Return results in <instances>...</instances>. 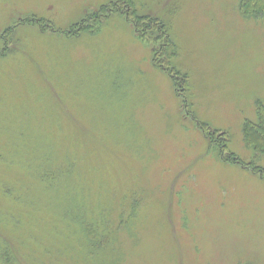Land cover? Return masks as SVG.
I'll return each mask as SVG.
<instances>
[{
  "label": "rangeland",
  "instance_id": "374dc122",
  "mask_svg": "<svg viewBox=\"0 0 264 264\" xmlns=\"http://www.w3.org/2000/svg\"><path fill=\"white\" fill-rule=\"evenodd\" d=\"M130 1L0 0V264H264V13Z\"/></svg>",
  "mask_w": 264,
  "mask_h": 264
},
{
  "label": "trees",
  "instance_id": "16d2710c",
  "mask_svg": "<svg viewBox=\"0 0 264 264\" xmlns=\"http://www.w3.org/2000/svg\"><path fill=\"white\" fill-rule=\"evenodd\" d=\"M127 2V1H126ZM126 2H122L121 4H119L120 6H124L125 8H128L127 11L128 13L130 12V15H133L136 17V21H135V26L137 27L138 31L140 30H145L142 34L140 35H145V36H141V38L145 41L150 42H157V40L155 39V37H152L151 35H149L148 29H152L150 28L152 25L151 23H143V21L146 18H141V17H137L136 13H135V9L134 7H132L131 1L128 0V3L131 5L130 7H128L125 3ZM117 8H121V7H117ZM241 9H243L245 11V14L247 15H256L259 14L261 12L264 13V0H242V5H241ZM86 20L83 21V23H79L76 24L74 27H85L87 24L85 22ZM130 21V20H129ZM146 26V28H145ZM156 27L155 24H153V28ZM13 31V29H8L7 32L9 34H12L11 32ZM68 34V33H67ZM71 34V33H70ZM69 35V34H68ZM173 46H171L169 43L167 45H162L161 47H155L153 50V64L155 65V67H158L160 69H162L163 71H169L170 74L172 75L173 72L170 70V65L169 62L171 61V58H173L175 56V50L173 51ZM7 50V49H5ZM4 50V52H5ZM186 79V78H184ZM183 84V83H182ZM259 106H261V108L259 109V121L258 123H253V122H248L249 124V130H247L245 132L246 134V138L247 141H249V143H259V145L257 144L256 147L257 148V152H263L264 149V103H259ZM238 161H240L239 159H237ZM241 162V161H240ZM247 166V164H246ZM251 164H248L247 167H251Z\"/></svg>",
  "mask_w": 264,
  "mask_h": 264
}]
</instances>
